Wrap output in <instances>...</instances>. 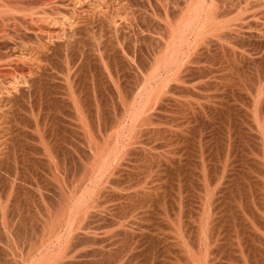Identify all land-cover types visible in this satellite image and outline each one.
Returning <instances> with one entry per match:
<instances>
[{
    "label": "rangeland",
    "instance_id": "rangeland-1",
    "mask_svg": "<svg viewBox=\"0 0 264 264\" xmlns=\"http://www.w3.org/2000/svg\"><path fill=\"white\" fill-rule=\"evenodd\" d=\"M50 11L41 14L44 17L60 20L65 14L64 9L59 10L60 12L57 10ZM141 23L138 21L137 24L133 25L132 29L136 30V33L140 32V29H145L146 24L143 22L141 25ZM59 25H46L45 29L47 30L45 32H48V30L50 32L60 31L61 25ZM127 26L126 31L130 32L132 30L130 24ZM148 34L149 36L152 35ZM33 35L32 32H25L23 36V38L26 36L25 39H18L16 44L13 40L10 41L11 43L9 42L11 46L9 45L10 48L7 52H13H9V54L13 56L15 54L14 58L17 61L15 59L16 64H13V67H3L2 71L5 72V75L0 77V88L2 87L3 90L1 91L4 92L6 89L7 91L9 89L16 91V89H13L14 86L27 89L28 84L25 81L33 76L30 71L32 66L34 68H37V65L42 68L46 67L43 71L48 74H45L48 83L45 84V88L47 86L48 88L44 90L43 95L40 93V95L38 93L30 94L28 100L26 99L22 106L19 105L21 108L19 106H13L15 107L13 108L11 105L0 108V154L1 157L3 156L2 159L5 163L0 179V185L2 183L0 186V200L3 203L8 200V204L6 203L8 213L16 218H13V220L18 222V230L14 231L11 240L14 243V238L15 244H20L17 245L16 250L18 254H21L20 259L23 262L27 261L25 264L32 263V258H30L34 256L32 253H37V258L40 255L47 257L50 252L54 253V250H59L60 247L64 246L65 243L62 242L63 244H61L59 240L61 246L58 245L57 239L51 234L49 236L52 238L48 236V242L45 241L42 245V238H44L47 231L44 232L41 225L44 224L45 219H49L48 221L53 229L52 225H57L61 216L64 215L66 211L64 207L68 203L73 205L72 220L75 225L78 223V226H80L78 232L82 231V233H79L84 235L83 233L88 230L87 232L91 233L89 235L95 234V238L97 235L95 243L80 245L78 249L84 250L89 246L91 249H95L97 247L93 248V246L97 245L98 250L100 248L113 250L111 259L104 263L99 262V264H196L193 259L198 253L199 241L197 240H199L198 236L201 232L199 223L202 222L203 211L206 208L210 211V202L213 213L211 216L215 225L213 228L214 240L216 239L215 244H213L216 245L213 246L217 258L215 263H264V134H262L264 133V111L261 112L264 110V100H262L264 99V79L262 78L264 71L261 70V68L264 69V60L261 59L263 58L262 54L257 53L258 50L255 51L254 45L247 42L251 46L246 45V47H249V52H246L256 62L249 57L242 62V57L238 58L243 52V47H240L241 44L238 43L239 40L220 41L210 47L197 46L195 41V47L197 46V48L192 44V48H187L191 54L186 51V53L188 52L186 56L189 54L193 63L200 60L195 64L196 67L201 64V71L196 69L190 72L187 75L190 80L186 79L187 82L177 89L174 88L175 85L173 86L172 83L169 93L163 96L158 91L159 87H162V83H159L161 81L158 80L157 84L153 82L151 85H154L153 87L157 89L154 90L158 91L159 95L150 89L152 87L148 86L149 90L153 91L148 97V94L142 91L140 83L142 84L144 72L145 75L147 74L145 69L150 70V60L154 58L159 50V48H155L156 46H151L155 45V43H150L153 40L148 39L149 43L141 42V45L140 42H136L137 45H135V42H132V44L124 41L120 42L119 48L123 47V55L125 59L127 58L126 60H129L128 62L133 69L127 75H123L114 67L109 68L110 72L104 69L102 59L94 55L86 59L87 63L89 62L88 64L84 62L83 58L74 55L73 58L77 56L75 59L79 58L84 62L80 60L78 66L76 65V67H83V73L80 72L76 78L75 68L71 66L73 65L71 55L69 54V57L57 55V57L53 52L47 51L43 44L41 46V43H44L45 46V42L41 41L40 43ZM131 35L134 36L135 33ZM144 43L147 44L148 48ZM12 45L16 46V50H10L13 48ZM202 47L204 50H202ZM191 49L192 51H190ZM41 50L46 51L41 52ZM195 50H198L197 52L202 53V55ZM150 51H153L155 55L150 54ZM259 62L261 63L259 64ZM31 64L35 65L31 66ZM143 66L144 68H142ZM98 68L101 69V72ZM69 71H71V74ZM100 77L107 83L109 81L112 87L110 86L107 91L105 89L102 97L98 96V100H95L93 94L96 85L93 81L101 80L98 79ZM113 79L119 82V88L112 84ZM79 90H82V92ZM137 90L143 92V95L146 94V97L139 94ZM74 92L77 95L79 94L77 92H81L82 104L84 105L81 102L76 103L74 101L77 99ZM261 93L263 94L262 97H260ZM153 94L156 98L152 97L151 99ZM84 95L86 97L89 95L92 102H97L96 105L93 102L94 106H91V111L88 110L90 107H88L87 101L84 100ZM139 96L144 97L141 102H138ZM98 112L101 113L98 114ZM134 116L135 121L132 120ZM125 120L126 122L123 123ZM121 122L126 126L122 125ZM120 124L122 126H119ZM119 130L121 131L123 145L120 144L119 147H115L116 149H111L117 155L111 151V161H109L107 170L105 169L108 172L100 167L95 170L96 174L102 176L101 179H103L102 181L99 178L95 183L96 185L94 184L95 191L98 193L93 191L92 195L91 193L83 194L82 191L88 186L89 182L90 156L94 154L92 149L94 140H101L98 141L101 142V148L107 150L106 148L111 145V137L115 135L111 136V134L119 133ZM113 154L115 155L113 156ZM116 159L121 161L117 162ZM102 188L105 190L103 191ZM73 201L74 203L78 202V204L72 203ZM17 203L19 206H17ZM87 212L90 213L87 214ZM91 212L95 213V216ZM86 217L87 219H85ZM92 229H94V232ZM64 232L66 233L63 230ZM87 232L86 235H88ZM16 238L18 239L16 240ZM90 248L89 256H85L88 259L83 257L80 264H98L94 261V257L98 253L92 255L94 252L92 253ZM35 249L36 251H34ZM40 252L42 254H39ZM23 254H26L25 257L28 255L26 260ZM101 258L100 255L95 257V259L100 260ZM34 264L36 263L34 262Z\"/></svg>",
    "mask_w": 264,
    "mask_h": 264
},
{
    "label": "bare ground",
    "instance_id": "bare-ground-1",
    "mask_svg": "<svg viewBox=\"0 0 264 264\" xmlns=\"http://www.w3.org/2000/svg\"><path fill=\"white\" fill-rule=\"evenodd\" d=\"M133 5V6H131ZM132 7V8H131ZM61 9H64L65 14L62 18V20L54 18L51 19V17H44L41 13H46V11H58L60 12ZM60 10V11H59ZM51 12V11H50ZM52 13V12H51ZM47 15V14H46ZM48 16V15H47ZM142 22L141 25L146 24L145 29H140V32L136 33V30H133V25L137 24V22ZM51 24H60L61 29L60 31L57 30L56 32H48L45 30V26ZM130 24V27L132 30L126 31L128 26ZM139 24V23H138ZM59 25V26H60ZM140 25V24H139ZM145 26V25H143ZM50 27V26H49ZM140 27V26H139ZM138 28V26H137ZM142 28V26H141ZM144 28V27H143ZM49 29V28H48ZM57 29V28H56ZM136 29V27H134ZM23 31V32H22ZM25 32H32L34 37H36L39 42L41 41L45 42L41 43V46L43 44V47H46L47 51L53 52L57 55L67 56L69 57L71 55H77L80 58H83L84 62L87 63L86 59L90 58L89 56L94 55L97 58L102 59L103 67L104 69L108 70L110 72V67L117 68L120 72H122L123 75H127L130 72H132V66L128 62L129 60L125 59V56L123 55L122 48H119V44L121 41H124L126 43L132 44V42H148L149 40H153V42H150L152 44L155 43V48H159V50L156 52V55L153 53V51H150V54L153 53L154 58L148 59L150 60V70L147 71V74L142 78V84L140 83V87L144 93H147L148 97L150 94H152V90L156 89L151 85L153 82H156L157 84L158 80L162 87H159L158 89L161 96L169 93V88H171L172 83L174 88L181 87L182 84L186 83L189 79L187 75L190 72H193L194 70L198 69L201 71V64L196 67V62L200 61L197 60L195 63L191 60V57H189V54L186 56V54L189 52L187 50L192 48L191 45L194 44L195 47V41L197 42V46H213L217 42L220 41H228V40H239L238 42L240 47H243V52L239 57H242V62L246 61L247 58L250 57L249 54H247L246 51L249 50V47L246 45H254L255 51L259 53L264 60V0H0V77L2 75H5V72L2 71L3 67L8 66H14L13 64H16L17 61L16 58H14L13 55H10L9 52H7L10 48L9 42L13 40L16 44V41L18 43V39L23 38L25 35ZM135 35H131V34ZM152 34L149 36V34ZM145 34V35H144ZM26 37V36H25ZM25 37L23 39H25ZM28 37V36H27ZM134 37V38H133ZM32 38V37H31ZM29 39V38H27ZM35 39V38H34ZM37 39H35L37 41ZM33 40V38H32ZM135 40V41H134ZM20 41V40H19ZM34 41V40H33ZM12 42V41H11ZM10 42V43H11ZM13 42V43H14ZM27 42V41H26ZM31 42V41H30ZM38 42V41H37ZM194 42V43H193ZM229 42V41H228ZM227 42V43H228ZM247 42H250L247 44ZM235 43V42H234ZM237 43V42H236ZM237 43V44H238ZM14 44V45H15ZM122 44V43H121ZM124 44V43H123ZM145 44V43H144ZM231 44V43H230ZM229 44V45H230ZM238 44V45H239ZM10 45V46H9ZM28 45V44H27ZM39 45V43H38ZM147 46V44H145ZM150 45V44H149ZM232 45V44H231ZM250 45V46H251ZM13 46V45H12ZM18 46V44H17ZM122 46V45H120ZM144 46V45H142ZM193 46V45H192ZM197 46L195 48H197ZM234 46V45H233ZM40 47V46H39ZM42 47V48H43ZM133 47V46H132ZM150 47V46H149ZM193 47V49H195ZM232 47V46H231ZM230 47V48H231ZM238 47V46H237ZM38 48V47H37ZM127 48V47H126ZM136 48V47H135ZM148 48V46H147ZM151 48V47H150ZM149 48V49H150ZM201 48V47H200ZM235 48V47H234ZM233 48V49H234ZM253 48V47H252ZM16 50V46H13L11 51ZM18 49V48H17ZM25 49V48H24ZM41 49V48H40ZM38 49V50H40ZM44 49V48H43ZM154 49V48H153ZM199 49V48H198ZM210 49V48H209ZM229 49V48H228ZM237 49V48H236ZM240 49V48H239ZM125 50V49H124ZM157 50V49H155ZM202 50L203 47H202ZM241 50V49H240ZM236 50V51H240ZM20 51V50H19ZM46 51V50H41ZM186 51H188L186 53ZM192 51V49L190 50ZM194 51V50H193ZM196 51V50H195ZM198 51V50H197ZM196 51V52H197ZM215 51V50H214ZM221 51V50H220ZM229 51V50H228ZM232 51V50H231ZM155 52V51H154ZM249 52V51H248ZM13 53V52H10ZM134 53V52H133ZM190 53V52H189ZM198 54L200 52H197ZM232 53V52H231ZM234 53V52H233ZM236 54L238 52H235ZM46 54V53H45ZM48 54V52H47ZM70 54V55H69ZM146 54V53H145ZM191 54V53H190ZM202 55V53H200ZM212 54V53H211ZM216 54V53H215ZM251 54V53H250ZM37 55V54H36ZM129 55V54H128ZM224 55V54H223ZM228 55V54H227ZM235 55V54H234ZM259 55V56H260ZM24 56V55H23ZM44 56V55H43ZM47 56V55H46ZM64 56V57H65ZM75 56V57H77ZM150 56V55H149ZM192 56V55H190ZM198 56V55H197ZM218 56V55H217ZM236 56V55H235ZM253 56V55H252ZM260 56V57H261ZM28 57V56H27ZM26 57V58H27ZM53 55L51 56V58ZM58 57V56H57ZM66 57V58H67ZM75 57L71 58V63L75 68V77L79 75L80 72H82L83 67L80 68L76 67L78 62L81 60L79 58L75 59ZM127 57V56H126ZM187 57V59H186ZM234 57V56H233ZM23 58V57H22ZM46 59V57L44 56ZM85 58V59H84ZM94 58V57H93ZM220 58V57H219ZM226 58V57H225ZM228 58V57H227ZM230 58V57H229ZM237 58V60H238ZM258 58V57H257ZM255 58V59H257ZM16 59V61H15ZM193 59V58H192ZM197 59V58H196ZM235 59V57H234ZM249 59V60H250ZM44 60V59H43ZM48 60V58H47ZM64 60V59H62ZM93 60V59H92ZM99 60V59H98ZM147 60V61H148ZM195 60V59H194ZM232 60V59H231ZM236 60V59H235ZM240 60V59H239ZM252 61H255L254 58L251 59ZM250 60V61H251ZM260 60V59H259ZM41 61V60H40ZM50 61V60H49ZM48 61V62H49ZM54 61V60H53ZM66 61V60H65ZM207 61V60H206ZM226 61V60H225ZM230 61V60H229ZM69 62V61H68ZM81 62H83L81 60ZM83 62V63H84ZM92 62V61H91ZM100 62V63H102ZM220 62V61H219ZM240 62V61H239ZM256 62V61H255ZM254 62V63H255ZM258 62V61H257ZM37 63V62H36ZM47 63V62H46ZM45 63V64H46ZM65 63V62H64ZM89 63V62H88ZM87 63V64H88ZM98 63V62H97ZM136 63V62H134ZM193 63V64H192ZM200 63V62H199ZM202 63V62H201ZM217 63V62H216ZM228 63V62H227ZM238 63V62H237ZM261 62H259L260 64ZM264 63V62H263ZM18 64V63H17ZM148 64V66H149ZM195 64V65H194ZM28 65V64H27ZM35 65V64H31ZM69 65V63H68ZM136 65V64H135ZM138 65V64H137ZM143 65V64H142ZM146 65V64H145ZM144 65V66H145ZM205 65V64H204ZM223 65V64H222ZM70 66V65H69ZM78 66V65H77ZM85 66V65H84ZM144 66L142 68H144ZM147 66V67H148ZM236 66V65H235ZM234 66V67H235ZM30 67V66H29ZM36 67V66H35ZM203 67V66H202ZM237 67V66H236ZM256 67V66H255ZM262 67V66H261ZM10 68V67H9ZM26 68V67H25ZM46 68V67H44ZM44 68L40 67V65H37V68L31 67V73L33 76H30L25 82L28 84V88L25 89L24 87L19 88L18 86H14V90H8L1 91L3 88H0V108L5 105H11L13 106H22L23 103L26 102V99L30 94L33 95V93H40L43 95L44 90L48 88V86L45 88V84L47 83L46 73ZM77 68V70H76ZM91 68V67H90ZM95 68V67H94ZM110 68V69H109ZM146 68V67H145ZM149 68V67H148ZM204 68V67H203ZM220 68V67H219ZM257 68V67H256ZM255 68V69H256ZM22 69V68H21ZM30 69V68H29ZM73 69V68H72ZM93 69V68H92ZM100 69V68H98ZM141 69V68H140ZM244 69V68H243ZM246 69V68H245ZM48 70V69H47ZM67 70V69H66ZM70 70V68H69ZM95 70V69H94ZM114 70V69H113ZM143 69V71H145ZM152 70V71H151ZM197 70V71H198ZM204 70V69H203ZM220 70V69H219ZM218 70V71H219ZM234 70V69H233ZM253 70V69H252ZM262 72L264 71L263 68H261ZM50 71V70H49ZM47 71V72H49ZM74 71V69H73ZM91 71V70H90ZM98 71V70H97ZM107 71V72H108ZM196 71V72H197ZM7 72V71H6ZM53 72V71H52ZM93 72V71H92ZM99 72V71H98ZM101 72V69H100ZM149 72H152L149 74ZM242 72V71H241ZM248 72V71H247ZM250 72V71H249ZM23 73V72H22ZM71 74V71H69ZM83 73V72H82ZM89 73V72H88ZM94 73V72H93ZM260 73V72H259ZM46 74V75H45ZM61 74V73H60ZM91 74V73H90ZM112 72L110 73V75ZM121 74V73H120ZM148 75V76H147ZM211 75V74H210ZM242 75V74H241ZM51 76V75H50ZM74 76V74H73ZM137 76V75H136ZM146 76V77H145ZM191 76V75H190ZM194 76V75H193ZM192 76V77H193ZM207 76V75H206ZM218 76V75H217ZM257 76V75H256ZM8 77V76H7ZM48 77V76H47ZM92 77V76H91ZM94 77V75H93ZM97 77V76H96ZM103 77V76H101ZM98 78V79H101ZM114 77V76H113ZM121 77V76H118ZM124 77V76H123ZM187 77V78H186ZM216 77V76H215ZM259 77V76H258ZM50 78V77H48ZM52 78V77H51ZM58 78V77H57ZM122 78V77H121ZM209 78V76H208ZM217 78V77H216ZM264 79V76L262 77ZM2 79V78H1ZM9 79V78H8ZM75 79V78H74ZM85 79V78H84ZM103 79V78H102ZM94 80L95 82V92L94 97L95 100H98V96L101 98L103 91H107V89L111 86V83H107V81L103 80ZM108 79V78H107ZM137 79V78H136ZM56 80V79H55ZM106 80V79H105ZM118 80H120L118 78ZM125 80V79H124ZM199 80V79H198ZM217 80V79H216ZM259 80V79H258ZM14 81V80H13ZM49 81V80H48ZM73 81V80H72ZM71 81V82H72ZM196 81V80H195ZM201 81V80H200ZM208 81V80H207ZM262 81V80H261ZM264 81V80H263ZM15 82V81H14ZM17 82V80H16ZM65 82V81H64ZM70 82V80H69ZM79 82V81H77ZM112 84L119 88L120 84L117 80H112ZM204 82V80H203ZM264 83V82H263ZM9 84V83H7ZM48 84V83H47ZM78 84V83H77ZM81 84V83H80ZM79 84V86H80ZM89 84V83H88ZM94 84V83H93ZM216 84V83H215ZM19 85V84H18ZM70 85V84H68ZM76 85V84H75ZM190 85V84H189ZM224 85V84H223ZM12 86V84H11ZM20 86V85H19ZM50 86V85H49ZM60 86V85H59ZM62 86V85H61ZM78 86V85H76ZM83 86V85H82ZM139 86V85H138ZM152 87L149 90V87ZM259 86V85H258ZM66 87V86H65ZM64 87V88H65ZM71 87V85H70ZM74 87V86H73ZM92 87V86H91ZM112 87V86H111ZM186 87V86H185ZM75 88V87H74ZM82 88V87H81ZM128 88V87H126ZM148 88V89H147ZM158 88V87H157ZM194 88V87H193ZM4 89V90H5ZM12 89V88H11ZM80 89V88H79ZM92 90L94 88H91ZM140 89V90H141ZM173 89V88H172ZM182 89V88H181ZM186 89V88H185ZM258 89V88H257ZM262 89V86H261ZM83 90V88H82ZM82 90H79L82 92ZM91 90V92H92ZM127 90V89H126ZM133 90V89H132ZM152 91L151 93L146 92ZM157 90V89H156ZM165 90V91H164ZM180 90V89H178ZM190 90V89H189ZM67 91V90H66ZM69 91V90H68ZM74 91V90H72ZM139 94L143 95V92L137 90ZM155 91V90H154ZM158 91H155L156 93ZM260 91V90H259ZM263 91V90H262ZM76 92V91H75ZM74 92V94H75ZM81 92L77 95V99L74 100L76 103L82 104V97ZM84 92V91H83ZM89 92V91H88ZM154 92V93H155ZM190 92V91H189ZM257 92V91H256ZM69 93V92H68ZM93 93V92H92ZM183 93V92H181ZM39 94V95H40ZM72 94V93H71ZM127 94V93H126ZM136 94V95H139ZM158 94V93H157ZM156 94V95H157ZM260 94V93H259ZM264 94V93H263ZM261 93L260 97L263 95ZM91 95V96H93ZM133 95V94H132ZM135 95V96H136ZM140 95V96H142ZM159 95V94H158ZM157 95V96H158ZM170 95V94H169ZM212 95V94H211ZM227 95V94H226ZM73 96V94H72ZM71 96V97H72ZM85 96V95H84ZM138 97V102L144 97H146V94L143 95L144 97ZM155 94H153L152 97H154ZM167 96V95H166ZM31 97V96H30ZM29 97V98H30ZM70 97V96H69ZM93 97V98H94ZM125 97V96H124ZM137 97V96H136ZM171 97V96H170ZM218 97V96H217ZM264 97V96H263ZM33 98V96H32ZM92 98V99H93ZM97 98V99H96ZM156 98V97H154ZM153 98V100H154ZM163 98V97H162ZM75 99V98H73ZM72 99V100H73ZM84 99V97H83ZM114 99V98H113ZM117 99V98H116ZM169 99V98H168ZM28 100V99H27ZM47 100V99H46ZM87 101L88 109L91 111V106L93 105V102H95V105L97 104L96 101H91V98L89 95L85 99ZM135 100V99H134ZM163 100V99H161ZM254 100V99H253ZM258 100V99H257ZM264 100V99H262ZM66 101V100H65ZM112 101V100H111ZM152 101V100H151ZM155 101V100H154ZM166 101V100H165ZM169 101V100H168ZM260 101V100H259ZM258 101V103H259ZM30 102V101H28ZM27 102V103H28ZM72 102V101H71ZM102 102V101H101ZM164 102V101H163ZM170 102V101H169ZM26 103V104H27ZM113 103V102H112ZM211 103V102H210ZM108 104V103H107ZM84 105V104H82ZM134 105V104H133ZM19 106V107H20ZM24 106V105H23ZM81 106V105H80ZM94 106V105H93ZM121 106V105H120ZM154 106V105H153ZM259 106V105H258ZM7 107V106H5ZM11 107V108H12ZM79 107V106H78ZM85 107V106H84ZM15 108V107H13ZM21 108V107H20ZM32 108V107H31ZM76 108V105H75ZM87 108V107H86ZM96 108V107H94ZM262 108V107H261ZM260 108V109H261ZM264 108V107H263ZM10 109V108H9ZM18 109V108H17ZM51 109V108H50ZM101 109V108H100ZM1 110V109H0ZM49 110V109H48ZM97 110H99L97 108ZM96 110V111H97ZM120 110V109H119ZM128 110H130L128 108ZM140 110V109H139ZM216 110V109H215ZM77 111V110H76ZM80 111V110H79ZM132 111V110H131ZM149 111V110H148ZM258 111V110H257ZM264 110L261 112L263 113ZM1 112V111H0ZM3 112V111H2ZM6 112V111H5ZM13 112V111H12ZM63 112V111H62ZM83 112V109H82ZM80 112V113H82ZM87 112V110H86ZM76 113V112H75ZM79 113V114H80ZM101 112H98L100 114ZM139 113V112H137ZM259 113V112H258ZM6 114V113H5ZM8 114V113H7ZM35 114V113H34ZM41 114V113H40ZM78 114V115H79ZM118 114V113H117ZM141 114V113H140ZM11 115V114H10ZM83 115V114H82ZM138 115V114H134ZM146 115V114H145ZM264 115V114H263ZM22 116V115H21ZM74 116V115H73ZM99 117L101 115H98ZM125 116V115H124ZM123 116V117H124ZM133 116V115H132ZM153 116V115H152ZM20 117V116H19ZM79 117V116H78ZM85 117V115H84ZM263 117V116H262ZM39 118V117H38ZM51 118V117H50ZM74 118V117H73ZM142 118V117H141ZM261 118V117H260ZM264 118V117H263ZM3 119V118H2ZM35 119V118H34ZM43 119V118H42ZM81 119V118H80ZM105 119V118H104ZM124 119V118H123ZM122 119V120H123ZM135 119V116L133 117V121ZM17 120V119H16ZM45 120V119H44ZM83 120V118H82ZM90 120V119H89ZM101 120V119H100ZM99 120V121H100ZM131 120V121H132ZM264 120V119H263ZM74 121V120H73ZM79 121V120H78ZM88 121V120H87ZM121 121V120H120ZM118 121V123H120ZM157 121V120H156ZM1 122V121H0ZM4 122V121H3ZM24 122V121H23ZM84 122V121H83ZM106 122V121H105ZM126 120L123 122L125 123ZM82 123V122H81ZM99 123V122H98ZM122 123V122H121ZM122 125H125L123 124ZM134 123V122H132ZM19 124V123H18ZM37 124V123H36ZM105 124V123H104ZM127 124V123H126ZM138 124V123H137ZM153 124V123H152ZM262 124V123H260ZM264 124V122H263ZM94 125V124H93ZM121 124L119 126H122ZM144 125V124H143ZM16 126V125H15ZM84 126V125H83ZM106 126V125H104ZM115 126V125H114ZM126 126V125H125ZM132 126V125H131ZM130 126V127H131ZM79 127V126H78ZM88 127V126H87ZM98 127V126H97ZM124 127V126H123ZM134 127V126H133ZM122 129L121 127H119ZM125 128V127H124ZM262 128V127H261ZM264 128V126H263ZM15 129V127H14ZM39 129V128H38ZM73 129V128H71ZM260 129V128H259ZM94 130V129H93ZM103 130V129H102ZM118 130V129H117ZM116 130V131H117ZM97 131V130H96ZM106 131V130H105ZM120 131V130H119ZM124 132V129L122 130ZM263 131V130H262ZM261 131V132H262ZM5 132V131H4ZM38 132V131H37ZM115 132V131H114ZM91 133V132H90ZM95 133V132H94ZM140 133V132H139ZM93 134V133H92ZM111 134V133H110ZM115 134V135H114ZM125 134V133H124ZM138 134V133H137ZM260 134V133H259ZM264 134V133H262ZM114 135V136H113ZM20 136V135H19ZM91 136V135H90ZM95 136V135H94ZM111 145L106 148L107 150H104L101 148V140H94L92 144V149L94 151V154H92L90 159V174H89V182L88 186H86L85 189H83V194H89L95 191V183L101 179L102 176H99L96 174L95 170L99 167L105 170L107 167H109V161L110 160V154L115 153L112 150L116 149L115 147H119L120 144H122L123 139L121 135V131L118 133L111 134ZM124 136V135H123ZM98 137V136H97ZM101 137V136H100ZM263 137V136H262ZM2 138V137H1ZM89 138V136H88ZM91 138V137H90ZM95 138V137H94ZM13 139V138H12ZM106 139V138H105ZM172 139V138H171ZM92 140V141H93ZM1 142V141H0ZM40 142V141H39ZM42 143V142H41ZM109 143V144H110ZM105 144V143H104ZM108 144V143H107ZM133 144V143H132ZM3 146V145H2ZM130 146V145H129ZM128 146V148H129ZM86 147V146H85ZM103 147V146H102ZM139 147V146H138ZM123 148V147H122ZM121 148V149H122ZM134 148V147H133ZM112 149V150H111ZM118 149V148H117ZM3 150V149H2ZM29 150V149H28ZM24 151V150H23ZM112 151V153H111ZM139 151V150H138ZM58 152V151H57ZM21 153V152H20ZM53 153V152H52ZM93 153V152H92ZM119 153V152H118ZM116 154V153H115ZM113 154V156L115 155ZM144 154V153H143ZM3 155V154H2ZM59 155V154H58ZM117 155V154H116ZM119 155V154H118ZM121 155V154H120ZM123 155V154H122ZM134 155V154H133ZM112 156V155H111ZM144 156V155H143ZM164 156V155H163ZM3 157V156H2ZM0 154V179L2 177V170L4 169V161ZM6 157V156H5ZM53 157V156H51ZM89 157V158H90ZM120 157V156H119ZM17 158V157H16ZM65 158V157H64ZM82 158V157H81ZM112 158V157H111ZM118 158V157H116ZM6 159V158H5ZM4 159V160H5ZM8 159V158H7ZM121 159V157H120ZM118 159V161H121ZM125 159V158H124ZM24 160V159H23ZM38 161V160H37ZM36 161V162H37ZM50 161V160H49ZM59 161V160H58ZM67 161V160H66ZM115 162V160H113ZM117 161V159H116ZM117 161V162H118ZM170 161V160H169ZM35 162V163H36ZM16 163V162H15ZM25 163V162H24ZM89 163V161H88ZM56 164V163H55ZM112 164V163H111ZM119 164V163H118ZM18 165V164H17ZM16 165V166H17ZM60 165V164H59ZM58 165V166H59ZM8 166V165H7ZM113 166V165H112ZM112 166L110 167L112 169ZM64 167V166H63ZM113 167H116L115 165ZM16 168V167H15ZM118 168V167H117ZM11 169V168H10ZM114 169V168H113ZM119 169V168H118ZM121 169V168H120ZM88 170V169H87ZM107 170V169H106ZM105 172H108L106 171ZM22 171V170H21ZM114 171V170H112ZM7 172V171H6ZM98 172V171H97ZM111 173V172H110ZM114 173V172H113ZM8 174V173H7ZM108 174V173H106ZM124 174V173H123ZM12 175V174H11ZM101 175V174H100ZM114 175V174H113ZM8 176V175H7ZM21 176V175H20ZM104 176V173H103ZM111 176V175H110ZM108 177V176H106ZM87 178V177H86ZM13 179V178H12ZM8 180V179H7ZM87 180V181H88ZM103 181V179H101ZM108 180V179H107ZM22 181V180H21ZM86 181V180H85ZM96 181V182H95ZM13 184V182L11 181ZM103 183V182H102ZM108 183V182H107ZM7 184V183H6ZM17 184V183H16ZM86 184V183H85ZM95 184V185H94ZM100 184V182H99ZM2 185V183H1ZM0 185V186H1ZM104 185V184H103ZM12 186V185H11ZM25 186V185H24ZM110 186V185H109ZM5 187V185H4ZM106 187V186H105ZM11 188V187H10ZM16 188V187H14ZM5 189V188H4ZM46 189V188H45ZM44 189V190H45ZM129 189V188H128ZM3 190V189H2ZM8 190V189H7ZM12 190V188H11ZM101 190V188H100ZM104 191L105 189L102 188ZM150 190V189H149ZM14 191V190H13ZM8 192V191H7ZM10 192V191H9ZM98 193L97 191H95ZM101 192V191H100ZM146 192V191H145ZM2 193V192H1ZM95 193V196H96ZM101 194V193H99ZM113 194V193H112ZM139 194V193H138ZM2 195V194H1ZM4 195V194H3ZM90 195V196H91ZM102 195V194H101ZM27 196V195H26ZM49 196V195H48ZM86 196V195H85ZM89 196V195H88ZM94 196V195H93ZM127 196V195H126ZM207 196V195H206ZM5 197V196H4ZM18 197V196H17ZM29 197V196H28ZM84 197V195H83ZM92 197V196H91ZM203 197V196H202ZM215 197V196H214ZM8 198V197H7ZM62 198V197H61ZM74 198V197H73ZM77 198V197H76ZM102 198V197H101ZM105 198V197H104ZM126 198V197H125ZM207 198V197H206ZM213 198V197H212ZM210 198V199H212ZM16 199V198H15ZM31 199V198H30ZM45 199V198H44ZM83 199V198H82ZM97 199V198H96ZM124 199V198H123ZM218 199V198H217ZM5 200V198H4ZM20 200V199H19ZM70 200V199H69ZM86 200V199H85ZM100 200V199H99ZM8 201V200H7ZM6 201V203H7ZM81 201V200H80ZM83 201V200H82ZM91 201V200H90ZM93 201V198H92ZM202 201V200H201ZM5 202V201H4ZM11 202V201H10ZM17 202V201H16ZM19 202V201H18ZM36 202V201H35ZM121 202V201H120ZM3 203L0 200V264H22L20 256L21 254L17 253L16 248L17 245H20L19 243L16 245L15 240L12 238L14 231L18 230V222L16 220H13V216L9 215L8 213V203ZM24 203V202H23ZM74 203V201L72 202ZM99 203V202H98ZM18 204V203H17ZM74 204H78L74 203ZM213 204V203H212ZM54 205V204H53ZM58 205V204H57ZM62 205V204H61ZM83 205V204H82ZM92 205V203H91ZM90 205V206H91ZM219 205V204H218ZM10 206V205H9ZM19 206V204L17 205ZM25 206V204H24ZM77 206V205H76ZM114 206V205H113ZM214 206V205H213ZM79 207V206H78ZM82 207V206H81ZM202 207V206H201ZM24 208V207H23ZM66 211L64 212V215L61 216V219L57 223V225L53 226V229L51 228V223L47 219H43L45 222L42 224L40 222L44 229L45 236L42 241V245H44V242H48V236L51 234L57 241L59 240L61 244L64 242V246L62 248L60 247L59 250H54L49 255L42 256L40 255L39 258L36 257V254H33L34 256H29L31 259V262L34 264H80V261L85 256H89V248L86 250L84 246V250H79L78 247L80 245L85 244H93L95 243L96 238L94 235H89L91 233H88L86 235H81L82 231L79 233L78 230L80 229V226L75 225V222L72 220L73 216V205L71 203H68L64 207ZM75 208V207H74ZM84 208V206H83ZM98 208V207H97ZM200 208V207H199ZM206 208V207H205ZM212 205L210 202V211L206 208L203 211L202 214V222L200 224V236L199 237V247L197 250V255L194 256V261L196 264H216V253H214L213 245L215 244L216 239L215 235L213 233L214 228V222L212 220ZM10 209V208H9ZM53 209V208H52ZM80 209V208H79ZM96 209V208H94ZM50 210V209H48ZM63 210V208H62ZM84 210V209H83ZM27 211V210H26ZM61 211V210H60ZM59 211V212H60ZM81 211V210H80ZM223 211V209H222ZM30 212V211H29ZM41 212V210H40ZM45 212V210H44ZM54 212V211H53ZM58 212V213H59ZM62 212V211H61ZM83 212V211H82ZM32 213V212H31ZM35 213V212H34ZM75 213V212H74ZM79 213V212H78ZM90 212H87V214ZM17 214H19L17 212ZM21 214V213H20ZM28 214V213H27ZM30 214V213H29ZM38 214V213H37ZM54 214V213H53ZM77 214V212H76ZM91 214H93L91 212ZM90 214V216H91ZM31 215V214H30ZM33 215V214H32ZM59 215V214H58ZM145 215V214H144ZM198 215V214H197ZM34 216V215H33ZM49 216V215H48ZM79 216V215H78ZM95 216V213L93 214ZM56 217V216H55ZM82 217V216H81ZM92 217V216H91ZM98 217V216H97ZM138 217V216H137ZM18 218V217H17ZM51 218V217H50ZM60 218V217H59ZM78 218V217H77ZM96 218V217H95ZM16 219V218H14ZM21 219V218H20ZM27 219V218H26ZM55 219V218H54ZM81 219V218H80ZM87 219V217L85 218ZM145 219V218H144ZM199 219V218H198ZM76 220V219H75ZM79 220V219H78ZM93 220V219H92ZM147 220V219H146ZM41 221V220H40ZM53 221V220H52ZM51 221V222H52ZM56 221V220H55ZM73 221V222H72ZM86 221V220H85ZM89 221V220H88ZM123 221V220H122ZM133 221V220H132ZM236 221V220H235ZM21 222V221H20ZM31 222V221H30ZM79 222V221H78ZM95 222V221H94ZM26 223V222H25ZM29 223V222H28ZM38 223V222H37ZM56 223V222H55ZM82 223V222H81ZM20 225L22 223H19ZM86 224V223H85ZM88 224V223H87ZM221 224V223H220ZM219 224V225H220ZM19 225V226H20ZM34 225V224H32ZM81 225V224H80ZM217 225V224H216ZM188 226V225H187ZM22 227V226H21ZM33 227V226H32ZM40 227V226H39ZM84 227V226H83ZM93 228V227H92ZM114 228V227H113ZM140 228V227H139ZM217 228V227H216ZM33 229V228H32ZM90 229V228H88ZM131 229V228H130ZM191 229V228H190ZM234 229V228H233ZM63 230L66 231V233H63ZM94 229H92L93 231ZM221 230V228H220ZM39 231V230H38ZM96 231V230H95ZM130 231V230H129ZM91 232V231H90ZM94 232V231H93ZM185 232V231H184ZM215 232V231H214ZM23 233V232H22ZM33 233V232H32ZM39 233V232H38ZM110 233V232H109ZM195 233V232H194ZM35 234V233H34ZM135 234V233H134ZM24 235V234H23ZM32 235V234H31ZM100 235V234H99ZM98 235V236H99ZM131 235V234H129ZM187 235V234H186ZM19 236V235H18ZM39 236V235H38ZM42 236V235H41ZM42 236V237H43ZM51 237V236H49ZM218 237V236H217ZM223 237V235H222ZM25 238V237H24ZM40 238V237H39ZM52 238V237H51ZM190 238V236H189ZM18 238H16L17 240ZM181 239V238H180ZM7 240V241H6ZM25 240V239H24ZM23 240V241H24ZM31 240V239H30ZM51 240V239H50ZM27 241V239H26ZM32 241V240H31ZM58 241V245H60V242ZM35 242V241H34ZM101 242V241H100ZM54 243V242H53ZM105 243V242H104ZM114 243V242H113ZM256 243V242H255ZM15 244V245H14ZM25 244V243H24ZM99 244V243H97ZM32 245V244H30ZM50 245V244H49ZM229 245V243H228ZM232 245V244H231ZM61 246V245H60ZM226 246V245H225ZM20 247V246H19ZM25 247V246H24ZM30 247V246H29ZM83 247V246H82ZM92 247V246H91ZM97 247V245L93 246ZM100 247V246H99ZM181 247V246H180ZM248 247V246H247ZM38 248V246H37ZM48 248V247H47ZM53 248V247H52ZM59 248V246H58ZM91 249L92 255H98L102 256L100 259H95L96 255L94 257V261L104 263L105 261H109L112 257L113 250H106L105 248H100L99 250ZM111 248V246H110ZM190 248V247H189ZM258 248V247H257ZM30 249V248H29ZM39 249V248H38ZM37 249V250H38ZM55 249V248H54ZM218 249V248H217ZM21 250V248H20ZM48 250V249H47ZM194 250V249H193ZM25 251V250H24ZM28 251V249H27ZM36 251V249L34 250ZM41 251V250H40ZM50 251V250H49ZM192 251V250H191ZM242 251V250H241ZM26 252V251H25ZM39 252V251H37ZM84 252V253H83ZM115 252V251H114ZM119 252V251H118ZM47 253V254H48ZM116 253V252H115ZM28 254V253H27ZM39 254H42L41 252ZM192 254V253H191ZM247 254V253H246ZM24 255V254H23ZM26 255V254H25ZM25 255L23 257H25ZM46 255V254H45ZM244 255V254H243ZM28 256V255H27ZM26 256V257H27ZM42 256V257H41ZM117 256V255H115ZM120 256V255H119ZM192 256V258H193ZM221 256V255H220ZM231 256V255H230ZM25 257V260H26ZM22 258V257H21ZM37 258V259H36ZM86 258V257H85ZM246 258V257H245ZM23 259V258H22ZM28 259V258H27ZM36 259V260H35ZM88 259V257L86 258ZM93 259V257H92ZM113 259V258H112ZM185 259V258H184ZM221 259V258H220ZM116 260V259H115ZM224 260V259H223ZM228 260V259H227ZM83 261V260H82ZM81 261V262H82ZM88 261V260H86ZM85 261V262H86ZM193 261V262H194ZM225 261V260H224ZM23 262V261H22ZM27 263V261H25ZM23 262V264H25ZM29 262V261H28ZM76 262V263H75ZM92 262V261H91ZM31 263V264H32ZM93 263V262H92ZM261 263V262H260ZM91 264V263H90ZM96 264V263H95ZM264 264V263H263Z\"/></svg>",
    "mask_w": 264,
    "mask_h": 264
}]
</instances>
